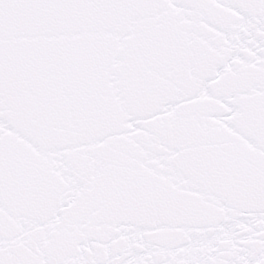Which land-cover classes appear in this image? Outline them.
<instances>
[{
	"label": "snow or ice",
	"instance_id": "6c2138e0",
	"mask_svg": "<svg viewBox=\"0 0 264 264\" xmlns=\"http://www.w3.org/2000/svg\"><path fill=\"white\" fill-rule=\"evenodd\" d=\"M0 264H264V0H0Z\"/></svg>",
	"mask_w": 264,
	"mask_h": 264
}]
</instances>
